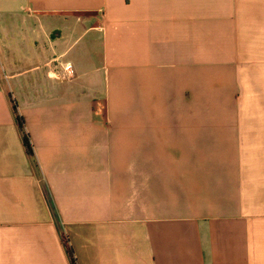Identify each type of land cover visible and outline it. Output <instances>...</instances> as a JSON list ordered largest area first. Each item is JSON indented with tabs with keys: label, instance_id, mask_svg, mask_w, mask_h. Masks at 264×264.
Wrapping results in <instances>:
<instances>
[{
	"label": "crops",
	"instance_id": "crops-1",
	"mask_svg": "<svg viewBox=\"0 0 264 264\" xmlns=\"http://www.w3.org/2000/svg\"><path fill=\"white\" fill-rule=\"evenodd\" d=\"M64 239L264 264V0H0V264Z\"/></svg>",
	"mask_w": 264,
	"mask_h": 264
},
{
	"label": "trees",
	"instance_id": "trees-1",
	"mask_svg": "<svg viewBox=\"0 0 264 264\" xmlns=\"http://www.w3.org/2000/svg\"><path fill=\"white\" fill-rule=\"evenodd\" d=\"M16 117H17V120H18V124H19V126H20V128L22 130V137H23L24 146L26 147L27 152L29 154H32V152H33L32 144L30 142L28 133L24 129L23 117L21 115H19V114H16ZM64 244H65L66 250H67V252H68V254L70 256L72 264H77L76 257L74 255V250H73L72 246L68 243L67 239H64Z\"/></svg>",
	"mask_w": 264,
	"mask_h": 264
}]
</instances>
